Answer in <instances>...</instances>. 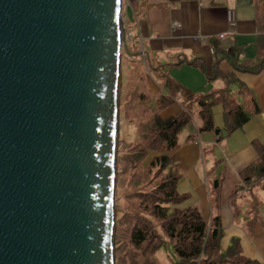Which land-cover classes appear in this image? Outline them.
Listing matches in <instances>:
<instances>
[{
	"label": "water",
	"instance_id": "water-1",
	"mask_svg": "<svg viewBox=\"0 0 264 264\" xmlns=\"http://www.w3.org/2000/svg\"><path fill=\"white\" fill-rule=\"evenodd\" d=\"M121 0H0V264H113Z\"/></svg>",
	"mask_w": 264,
	"mask_h": 264
},
{
	"label": "crops",
	"instance_id": "crops-1",
	"mask_svg": "<svg viewBox=\"0 0 264 264\" xmlns=\"http://www.w3.org/2000/svg\"><path fill=\"white\" fill-rule=\"evenodd\" d=\"M121 3L123 19L125 12L139 43L132 53L141 52L133 55L145 56L148 72L156 75L147 81L151 90L161 88L160 76L152 69L159 66L172 82L213 99L211 128L200 130L197 107L192 105L190 120L167 152L179 174L176 189L185 195L179 206L198 208L206 222L217 214L221 249L237 238L243 256L264 264V180L243 188L237 175L256 160L254 143L264 145V63L256 72L239 68L264 59V0ZM212 46L219 52L214 53ZM180 102L176 97L159 115H174L182 108ZM235 106L248 113V119L229 129L224 112ZM215 129L223 133L219 140ZM215 178L221 180V203L213 209L211 181Z\"/></svg>",
	"mask_w": 264,
	"mask_h": 264
},
{
	"label": "trees",
	"instance_id": "trees-1",
	"mask_svg": "<svg viewBox=\"0 0 264 264\" xmlns=\"http://www.w3.org/2000/svg\"><path fill=\"white\" fill-rule=\"evenodd\" d=\"M212 50L214 53L219 52L215 46H212ZM221 53L226 57L229 56L228 51ZM263 63L264 59L256 65L239 68L256 72ZM158 67L152 69L163 81L158 96L162 104L157 114L146 125V127L148 126V134L145 137L147 143L135 153L132 152L131 157L133 160L141 159L145 162L149 171L156 169L157 173L161 174L151 190L140 192V195L148 201L147 205H144V209L150 210V214L160 220L162 232L171 243L175 256L172 264H262L241 254L237 238H231L225 249H221L222 227L217 214L211 216L210 220L206 222L198 208L179 206L185 195L178 193L176 189L179 174L172 167L167 152L175 146L178 132L190 120L192 105L195 104L194 106L197 107V115L201 120L200 130L211 128L212 118L209 108L213 99H208L209 95L197 96L172 82ZM213 67H215V63ZM176 97L181 98L182 108L174 115L161 117L159 115L161 109L176 101ZM224 118L227 128L233 129L248 119V113L242 111L238 106L229 107L224 112ZM215 133L216 139L219 140L223 133L217 129H215ZM254 146L257 152L256 160L237 173L243 188L252 187L264 180V145L254 143ZM211 189L214 191L211 201L212 207L215 209L221 203L220 178L211 181ZM238 190L239 187L235 192ZM130 238L134 245L138 246L145 242L153 251L163 243L162 238L155 230H150L146 223H135Z\"/></svg>",
	"mask_w": 264,
	"mask_h": 264
},
{
	"label": "rangeland",
	"instance_id": "rangeland-1",
	"mask_svg": "<svg viewBox=\"0 0 264 264\" xmlns=\"http://www.w3.org/2000/svg\"><path fill=\"white\" fill-rule=\"evenodd\" d=\"M128 52L139 47L134 26L122 15ZM131 31V35L129 31ZM144 60V61H143ZM149 62L142 55H128L121 49L120 82L118 87V130L115 160L113 264H172L175 256L171 243L164 236L160 220L145 210L148 201L140 192L151 190L161 174L148 170L141 159L133 160L135 153L147 143L148 122L157 114L162 102L159 91H152L149 83ZM156 75L153 74L152 77ZM161 81L162 86V80ZM159 113V112H158ZM135 223H146L162 238L155 251L144 242L136 246L130 238Z\"/></svg>",
	"mask_w": 264,
	"mask_h": 264
}]
</instances>
